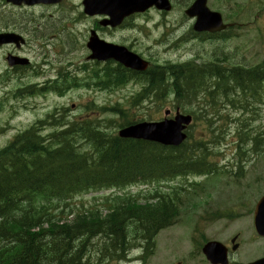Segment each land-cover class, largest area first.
I'll return each instance as SVG.
<instances>
[{"label":"rangeland","instance_id":"374dc122","mask_svg":"<svg viewBox=\"0 0 264 264\" xmlns=\"http://www.w3.org/2000/svg\"><path fill=\"white\" fill-rule=\"evenodd\" d=\"M175 6V11L168 13L165 16L162 14L155 15L154 13L148 15L144 20L148 21V27L142 29L141 34L135 31H125L122 35L126 37L127 43L131 41L135 36L137 44L133 45L135 49L140 52V55L145 59L161 66H184L187 63H192L197 67L211 66V69H215L216 66H236L244 65L248 67H257L264 59V0H234L230 5L225 3L217 4V0H212L209 3L212 5L213 10L220 12L228 23L235 22L239 24L230 32V38L226 40H220L217 38L211 39H192L191 37V22L187 19L181 9V0H171ZM184 1V0H182ZM75 2V0H74ZM237 6L234 11L233 6ZM6 20L0 18V29H7L11 25L27 28V37L32 39L33 37L39 42L46 44L44 50L51 48L55 44L66 43L71 46V40L76 37L74 31H67L59 28L55 22L51 19H44L39 23L38 34L35 30H32L29 25L24 23L16 16H7ZM86 27L91 26L88 22ZM79 30H85L80 27ZM48 35V37H45ZM41 36L45 39L41 40ZM116 41L122 42L124 39L116 37ZM41 40V41H40ZM33 42V41H32ZM32 47L27 43L25 50H22L20 54L27 57L35 67L36 71L44 72L45 69L38 68L40 62L39 58H35V55L41 56L37 53L33 43ZM45 52H43L44 54ZM35 54V55H34ZM42 54V55H43ZM83 51L78 53L80 69L77 72H72L68 78H86L92 74L90 64H87L83 58ZM1 60V57H0ZM54 61H46V65H50ZM76 63H74L75 65ZM6 63L0 64V148L5 146L13 136L36 120L44 119L48 114L54 110L57 113L63 112L67 120H63L66 125H73V122L91 121L97 125H107L105 118H110L108 114H101L97 111L98 107H103L111 104H119L125 107L126 112H130L132 109L140 110L139 116L146 115V121H156L164 118V111L170 110L171 117L175 113V107H173L172 99H167L164 106L161 104H149L146 102L134 104L132 96L140 89V86L134 82L128 83L121 89H71L63 96H58L54 93H46L43 95H36L24 98H13V92L17 87L30 84L47 83L48 78H33L34 76L29 73L23 77H18L17 74L11 75L13 71L9 72V75H4ZM113 67H115L113 65ZM176 68V67H173ZM22 69V68H21ZM20 69V70H21ZM89 69L88 73L87 70ZM109 66H104L100 71L105 73L109 70ZM85 70V72H83ZM227 73V72H226ZM231 75V74H230ZM228 76V75H225ZM264 88V86H263ZM209 100L198 101L206 105ZM215 104L224 103L227 108L219 107L218 121L214 126L221 127L223 121L220 120L221 116L227 119L228 123L226 129L223 131L224 135L217 143H211L212 137L208 135V130L205 126H201L197 123L195 127L191 129V139L188 140L190 145L193 141L202 139L207 146L208 150H202V156L205 158L208 164L215 166H222L224 163L229 162L228 169L232 166V171L239 169L236 165L238 160L235 155H225L224 151H231L235 149V145L239 140V136L245 139V134L250 132L246 148L251 152L253 148L254 140L257 138V132L259 130L264 131V104L258 103L257 109L251 104L246 103L240 98L234 96V102L230 104L228 101H219L214 99ZM94 103V104H92ZM92 104V105H90ZM146 107V108H145ZM199 109V106L197 107ZM209 109L211 112L216 113V107L213 109L205 107L204 110ZM187 110H191L187 108ZM180 112L185 113L180 110ZM202 114V113H201ZM127 118L130 115L126 113ZM55 117H58L55 116ZM148 117V118H147ZM234 120V121H232ZM73 121V122H71ZM108 130V129H107ZM187 141V142H188ZM243 147V144H242ZM193 149V148H188ZM241 150H244L243 148ZM259 151H264V142L260 145ZM201 154V153H200ZM248 159L243 165L246 169H243V173L238 181L228 179V183L218 184L222 179L216 174L209 175L207 181H203L199 177L191 176L189 180L197 181L199 186L207 195H199L197 197H186L187 191L185 189L170 195L171 198H176L174 202L179 209V219L175 225L170 229L161 233L160 239L156 241L153 254L148 258L147 264H188L186 258L188 254L186 232L189 230H199V220L202 214V204L209 197H220L222 194L223 186H240L242 183H250L253 185L258 193L264 192V162L259 166V171H251L248 169L252 166L248 162ZM171 188L186 187L183 179L177 178L167 182ZM158 187H165L162 183H149V184H136L126 188H116L117 194H113L114 190H106L98 194H83L76 196L71 203L76 204L74 206L80 208H88L91 206L102 207L107 205L105 202L110 200L115 195H122L126 193H137L139 191L148 192ZM165 191V190H163ZM188 206L187 211L180 210L182 207ZM63 213L60 216H65L70 210L67 207L60 208ZM245 208H238L237 213H243ZM68 220H72V216L68 217ZM62 223L57 224L61 225ZM223 226L219 224H211L207 231V236H217L220 233H228L233 236H240L250 234V223L248 218H243L239 224L231 222H221ZM232 227V228H231ZM52 234L49 230L35 231L37 238H40L42 234ZM29 234V235H28ZM32 233H28L23 239L33 244L31 252L38 255L39 258L44 259L47 264H88L84 260L76 258L74 251H70L67 254L57 253V257H53L49 253V246H41L42 241H34L31 239ZM101 238L90 239L84 245H79V249L82 253H90L91 264H98L97 247L102 244ZM26 251V250H25ZM20 249H16L13 252V257L16 260L20 258ZM111 252V250H110ZM245 252V246L238 248L235 252L234 261L236 264H247L249 261L247 257L241 258ZM113 253L118 254V249ZM63 254V255H62ZM136 255L131 253V260L128 262L133 263ZM75 258V262L71 263L70 260ZM69 261V262H68ZM107 263V262H102Z\"/></svg>","mask_w":264,"mask_h":264},{"label":"trees","instance_id":"16d2710c","mask_svg":"<svg viewBox=\"0 0 264 264\" xmlns=\"http://www.w3.org/2000/svg\"><path fill=\"white\" fill-rule=\"evenodd\" d=\"M227 38H230V35ZM205 70L207 69L152 66L143 75L146 87L142 94L136 96L134 104L144 101L161 104L163 100L164 104L165 99L172 97L175 105L185 110L200 96L207 99L229 96L225 93L231 91L226 85V82L230 84V77L225 76L229 71H225L227 72L225 74L222 70H215L212 73ZM242 73L254 84L258 82L260 84L259 76L264 74L262 67ZM208 76L214 78L215 83L211 82ZM139 78L141 79V76ZM244 79L240 75L236 87H242ZM205 80L210 82L206 86ZM112 81L111 77L109 79L111 85ZM251 86L255 87L253 84ZM217 88L221 91H216ZM28 89L21 92L25 95L29 93ZM210 106L214 108L215 104L211 103ZM200 111L196 108L195 111L187 113H191L195 121H200L202 116ZM100 112L109 114L110 118H105L108 126L96 124V131L88 129L86 125L65 124L67 129L64 128L45 139L31 130L29 133L17 135L6 147L0 149V236L3 231L11 234L18 232L21 241L19 244L22 247L20 258L18 260L13 258V264H47L44 259L31 252L33 244L23 239L27 232L33 229L44 231L45 223L50 224L48 229H51L52 237L62 235L59 240L60 246L64 245L66 248L72 247V241L77 238L107 236L99 250V253L107 256L110 250L113 253L120 248L125 239V246H129L127 222L134 223V233L137 234L139 230V235L144 234L153 238L160 229L172 225L179 219L180 212L175 203L173 206L163 200L145 205L126 202L121 205V201L117 202V198H113L111 205L107 200L105 206H92L85 210L69 205L75 196L87 192L117 188L136 181L147 182V179L159 176H171L172 169L179 166V163L184 173L201 175L205 172L202 171L204 163L199 153L201 141L196 143L197 146L194 147L196 150H188L187 145L185 147L182 145L171 149V153H166V150L147 143H143L139 150L136 144L119 142L120 139L115 132H108L121 127L122 124L142 121L146 115L139 116L140 112L135 111L128 119L126 109L118 105L103 108ZM81 148H84V151L79 152ZM35 154L44 158L35 159ZM64 206L72 209L71 212L74 211L72 220L62 221L57 219V215L53 216L47 211ZM10 208L15 210L11 211ZM101 209L108 210L105 217ZM188 209V206H184L180 210ZM122 221H125L124 230L121 227ZM59 223L62 224L56 226ZM118 227L121 231H118ZM43 237L44 234L40 238ZM40 238L38 239L36 234L31 236L34 241ZM53 247L57 253L63 251L57 249V244ZM75 261V258L70 260L71 263Z\"/></svg>","mask_w":264,"mask_h":264},{"label":"flooded vegetation","instance_id":"af4514ba","mask_svg":"<svg viewBox=\"0 0 264 264\" xmlns=\"http://www.w3.org/2000/svg\"><path fill=\"white\" fill-rule=\"evenodd\" d=\"M78 3H75V2ZM194 0H181V9L184 12L186 9H188L192 2ZM212 1V0H210ZM69 0L65 7H63L61 4L59 5H51V6H45V5H36L33 6L32 8H24L26 10V15L24 19V23L30 26L32 30H35V33L38 34V29L39 23L44 20V19H51L55 24L64 30H66V27H77L79 23V19L81 18H86V16L82 13V2L83 0ZM99 2V1H98ZM105 2L106 0H103L102 3H98L100 8L96 9L98 11V16L96 17L99 18L97 21V24L100 22L104 23L105 21L108 20V13H105ZM6 3V0L2 2L0 0V18L1 20H6L7 14L5 8L1 7ZM173 4V3H172ZM174 6V4H173ZM210 6V5H209ZM211 7V6H210ZM175 8V7H174ZM23 9V8H22ZM71 14H74L71 16ZM106 14V15H105ZM139 16V14L131 15L123 20V22L116 28H111L109 26H105L107 32L109 30H112L115 32L116 37H120L125 34L124 30L125 28H128L132 31H135L137 33V29H139L138 24L135 22V19ZM80 17V18H79ZM89 18V17H88ZM94 18V17H91ZM97 24L95 25V28H98ZM147 24V23H146ZM101 26V25H100ZM9 30H16L17 33L22 36L24 40V44L22 46L14 45V44H0V64L2 62H6V57L8 56H14V57H21L20 52L22 50H25V46L28 47L27 43L34 44L37 53H39L41 56L35 55V58H39L41 64H44V66L38 65V68L40 69H53L55 72L60 73L61 72V64H71V59L69 57L72 55V53L76 48L75 45L69 46L66 43H61V44H55L51 48H47L46 50L45 47L47 46L46 44H43L36 40L34 37L32 39H29L27 35V28L26 27H21V25L18 24V26H13L11 25L7 29H0V32L6 33L9 32ZM45 37H48V35H45ZM45 39L43 36H41V40ZM40 40V41H41ZM126 40V39H125ZM127 43V41H125ZM130 45H135L137 44V39L135 36L132 37L131 41L128 42ZM32 47V44H30ZM43 52H45L43 54ZM43 54V55H42ZM52 60L54 63L50 65H46L45 62ZM78 62V60L76 61ZM7 64V62H6ZM31 65V63H30ZM29 65V66H30ZM28 66V67H29ZM21 67L20 65H16L14 67H6L5 66V71L3 72L4 75H9L10 71H13V73H16ZM12 73V74H13ZM264 195L263 193H258L257 189L251 185L250 183L244 184L238 192H236L235 197L233 198H227L223 199L222 201L224 202H231L235 205H237V210L238 208H245V211L243 213H234L233 215L226 216L224 219H222V222H228L232 224V219L234 224H239L243 218H248L249 223H250V234L249 235H242L241 233H237L238 236H233L228 233H220L217 236H215V240L221 242L227 249H228V259H229V264H236L234 261V256L235 252L238 248L242 247L243 245L245 246V252L241 256V258L247 257V260L249 261L247 264H254L257 263L259 260H264V236H259L257 232L254 229L253 220L255 219L254 215V208L257 202L260 200V197ZM219 226H223V224H220ZM232 228V227H231ZM207 232L205 231L204 234ZM12 264V263H10Z\"/></svg>","mask_w":264,"mask_h":264},{"label":"water","instance_id":"95a60500","mask_svg":"<svg viewBox=\"0 0 264 264\" xmlns=\"http://www.w3.org/2000/svg\"><path fill=\"white\" fill-rule=\"evenodd\" d=\"M58 0H44L45 3H52ZM122 1V0H120ZM118 1V2H120ZM207 0H196L195 3L186 11L188 17H195L196 21L193 26V30L196 32L209 31L217 32L226 28L221 22L220 16L217 13L211 12L206 7ZM112 5L116 4L112 0ZM152 5H155L158 9L168 10L169 6L166 0H139V1H130L120 7L113 8L112 12L117 13L119 17L123 16L125 13H130L134 9H144ZM0 39L3 42L8 41L7 36H0ZM1 43V42H0ZM88 47L97 52L99 51L110 50L108 46L98 48L94 45L93 42L88 44ZM112 49L111 53L113 52ZM95 58L101 57V55H94ZM103 57H101L102 59ZM117 60L124 64L126 67L143 70L146 67V64L141 62V60L128 53H119L117 55ZM16 61H10L9 65L12 66L16 64ZM168 114V112H166ZM190 122L189 116H181L177 113L176 117L173 120H164L160 123H143L136 126L128 127L120 132V135L123 137H135V138H144L162 142L164 144H174L179 145L184 139L185 135L182 133V130L185 128V125H188Z\"/></svg>","mask_w":264,"mask_h":264},{"label":"bare ground","instance_id":"6f19581e","mask_svg":"<svg viewBox=\"0 0 264 264\" xmlns=\"http://www.w3.org/2000/svg\"><path fill=\"white\" fill-rule=\"evenodd\" d=\"M214 66H216V68H215V69H212V70H219V66H217V65H214ZM174 69H176V68H174ZM225 71H230V70H229V68H226ZM205 72H207V70H205ZM6 76H7V75H6ZM160 78H161V77H160ZM259 79H260V81L263 80V79H264V74L260 75V76H259ZM63 124L65 125L64 122H63ZM43 263H44V262H43Z\"/></svg>","mask_w":264,"mask_h":264}]
</instances>
